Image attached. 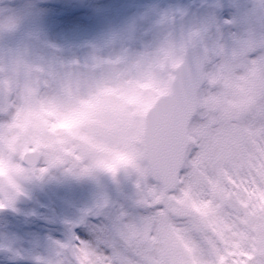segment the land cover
Segmentation results:
<instances>
[{
  "label": "rangeland",
  "instance_id": "rangeland-1",
  "mask_svg": "<svg viewBox=\"0 0 264 264\" xmlns=\"http://www.w3.org/2000/svg\"><path fill=\"white\" fill-rule=\"evenodd\" d=\"M34 3L14 0L12 6L21 23L17 31L0 39V57L26 51L44 62L84 63L96 52L113 58L149 52L117 73L134 90L138 103L117 105L110 114H102L93 122L92 134L99 131L117 157L106 134L108 129V135L114 132L118 138L113 146L126 154L140 176L139 120L155 97L169 91L174 65L184 48L199 42L207 58L198 110L188 127L186 161L190 165L189 156L195 149L197 178H206L222 163L235 179L259 186L264 200V0H83V5L93 6L87 13L94 15L79 27L71 24L69 30L55 20L56 12H46ZM74 3L79 9L82 0L70 1ZM61 4L58 9L62 10ZM170 33H177L179 42L164 53L152 52ZM215 154L220 157L218 162ZM186 161L183 168L188 166ZM76 181L57 174L29 186L35 212L39 204L51 205L55 199L76 204L77 186H71ZM259 189L254 192L259 194ZM31 208H22L21 213ZM65 243L62 232L25 227L20 217L0 215V264H48Z\"/></svg>",
  "mask_w": 264,
  "mask_h": 264
},
{
  "label": "clouds",
  "instance_id": "clouds-1",
  "mask_svg": "<svg viewBox=\"0 0 264 264\" xmlns=\"http://www.w3.org/2000/svg\"><path fill=\"white\" fill-rule=\"evenodd\" d=\"M13 3L0 0V39L21 23ZM178 42L179 35L170 33L152 52ZM148 53L113 58L96 52L84 63L44 62L26 51L0 57V211L25 197L28 186L57 174L78 180L109 174L90 145L93 122L114 106L138 103L117 73Z\"/></svg>",
  "mask_w": 264,
  "mask_h": 264
},
{
  "label": "snow or ice",
  "instance_id": "snow-or-ice-1",
  "mask_svg": "<svg viewBox=\"0 0 264 264\" xmlns=\"http://www.w3.org/2000/svg\"><path fill=\"white\" fill-rule=\"evenodd\" d=\"M186 165L102 198L48 264H264V229L245 224L235 178L219 163L194 181Z\"/></svg>",
  "mask_w": 264,
  "mask_h": 264
},
{
  "label": "flooded vegetation",
  "instance_id": "flooded-vegetation-1",
  "mask_svg": "<svg viewBox=\"0 0 264 264\" xmlns=\"http://www.w3.org/2000/svg\"><path fill=\"white\" fill-rule=\"evenodd\" d=\"M36 3L41 4L40 6L44 8L47 12L48 10L51 14H55V20L61 21L63 26L67 27L69 30L70 25H75V27H79L81 22L85 21L86 18L92 17L90 9L93 7L89 4L80 5L79 9H75V3L70 4L71 0H34ZM75 1V0H72ZM61 4V9H58V4ZM46 8V9H45ZM74 8V9H73ZM73 9V10H72ZM95 11L98 12L96 9ZM61 14L58 15V13ZM94 12V11H93ZM91 15V16H90ZM83 38V36H80ZM48 57L53 58V53L48 52ZM139 128H141L142 133V121L139 120ZM109 129L106 131L108 136V140L110 141V148H114V155L117 157H113L110 152V149L105 145L106 141H102V136L95 131L94 137H91L90 145L91 147L100 154L101 163L106 167L108 175L98 176L95 180H78L76 179V183L71 186H77L78 200L76 204L71 202H67L66 198L64 200L55 199L54 205H42L39 208V212H35V203L33 201V197L29 196L27 191H29V186L26 188V195L31 197V202L27 206H15L18 212L15 214L16 217H23L24 214H20L22 208L32 207L27 213H37L40 216L45 217H53L55 216V208L60 212L59 216H63L66 220L73 221L71 224H78L82 219L85 218V214L95 208V206L101 201L104 197H109L112 199H116L119 193L131 194L133 189L131 186H139L141 182L150 181L148 174L146 163L144 160L143 149L141 147V156H142V175L140 176L139 171L136 170V167L131 165L132 161L128 165H120L116 162H119L121 158L126 157L124 152H119L116 146H113L117 142V135L110 134ZM140 133V145H142V135ZM121 141V139H120ZM104 147V148H103ZM107 147V148H106ZM214 148H211L213 150ZM109 150V153H108ZM109 157L107 159V156ZM197 155V153H196ZM132 158V157H131ZM219 155L215 154V161L218 162ZM198 165L197 156L195 159L190 161V171L193 176V180L197 179L196 169ZM110 166V167H109ZM231 177H234L231 173H229ZM72 178V177H71ZM237 183L233 184L232 187L235 189L234 195L238 197V202L240 208L244 211L246 215L245 224L251 227L253 230L264 229V200L260 198L262 194L259 186L252 185L249 181L247 184L242 179H235ZM74 181V180H73ZM243 181V182H242ZM260 184V183H259ZM45 187V185H43ZM259 189V194L254 192V189ZM70 199V198H69ZM67 199V200H69ZM36 202V201H35ZM25 219V218H24ZM78 231V230H76ZM65 235V233H64ZM66 236V235H65Z\"/></svg>",
  "mask_w": 264,
  "mask_h": 264
},
{
  "label": "water",
  "instance_id": "water-1",
  "mask_svg": "<svg viewBox=\"0 0 264 264\" xmlns=\"http://www.w3.org/2000/svg\"><path fill=\"white\" fill-rule=\"evenodd\" d=\"M205 61L206 55L201 45H188L180 62L174 67L170 91L158 96L146 112L144 152L148 173L153 180L174 179L175 172L183 165L188 147L187 128L197 110V92L204 83ZM30 217L63 228L71 239L73 228L68 227L67 223Z\"/></svg>",
  "mask_w": 264,
  "mask_h": 264
}]
</instances>
